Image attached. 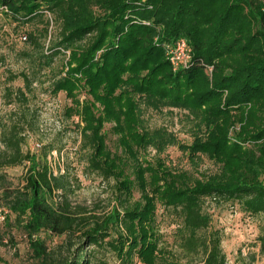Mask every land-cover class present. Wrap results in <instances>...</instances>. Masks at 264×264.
I'll return each instance as SVG.
<instances>
[{
  "label": "rangeland",
  "instance_id": "obj_1",
  "mask_svg": "<svg viewBox=\"0 0 264 264\" xmlns=\"http://www.w3.org/2000/svg\"><path fill=\"white\" fill-rule=\"evenodd\" d=\"M14 27L0 17V150L7 157L19 152L12 162H0V264H40L36 252L43 264L80 259L82 264H220L214 260L218 253L226 264H264L263 213L245 209L241 196L211 195L203 197L198 213H190L156 190L155 173L148 168L161 160L167 173L158 183L177 190L204 181L264 179V141L245 142L243 152L235 153L242 157L235 166L205 152L192 156L180 145L191 144L196 133L205 138L200 111L136 93L143 127L153 141L124 149L113 123H106V149L119 178L106 176L89 164L90 132L79 115L87 100L94 101L92 94L86 87L74 97L58 89L70 50L56 54L49 65L32 63L26 57L32 49L21 36L35 26ZM58 32L54 21L46 45ZM213 71V65L206 67L210 81ZM15 125L18 142L12 137ZM238 130L236 125L229 135ZM60 178L64 185L55 183ZM113 206L119 218L103 232L94 229ZM128 212L134 216L127 217Z\"/></svg>",
  "mask_w": 264,
  "mask_h": 264
},
{
  "label": "trees",
  "instance_id": "obj_2",
  "mask_svg": "<svg viewBox=\"0 0 264 264\" xmlns=\"http://www.w3.org/2000/svg\"><path fill=\"white\" fill-rule=\"evenodd\" d=\"M1 16L15 23L14 29L35 26L23 35L26 39L21 36L32 49L26 54L32 63L49 65L56 54L70 50L69 69L58 89L74 97L86 87L92 94L94 101L87 100L79 115L90 132L89 164L106 176L119 178L106 149V123H113L124 149L153 141L143 127L136 93L200 111L199 129L205 138L196 133L191 144L180 145L192 156L205 152L235 166L242 162L235 153L243 152L245 142L264 141V0H0ZM54 21L58 36L46 45ZM181 37L187 40L192 58L188 66L174 70L166 45ZM84 39L86 43L76 47ZM210 65L214 66L211 81L206 74ZM20 74L29 84V75ZM236 125L239 130L231 137ZM12 129L13 141H20L16 133L20 128ZM3 151L0 162L19 156L12 151L7 157ZM164 165L161 160L148 163L155 173L156 190L190 213H198L203 197L211 195L241 196L245 209L264 214V179L258 176L204 181L177 190L167 182L163 188L158 183L167 173ZM54 181L64 185L62 178ZM35 184L30 178V185L35 188ZM120 215L113 206L94 229L105 231ZM259 238L264 242V225ZM34 256L43 264L40 253ZM214 260L226 264L223 253ZM82 263L80 259L77 264Z\"/></svg>",
  "mask_w": 264,
  "mask_h": 264
},
{
  "label": "built area",
  "instance_id": "obj_3",
  "mask_svg": "<svg viewBox=\"0 0 264 264\" xmlns=\"http://www.w3.org/2000/svg\"><path fill=\"white\" fill-rule=\"evenodd\" d=\"M22 38L26 39V36ZM166 51L174 70L188 66L192 58L189 44L183 37L179 38L175 43L167 44Z\"/></svg>",
  "mask_w": 264,
  "mask_h": 264
}]
</instances>
